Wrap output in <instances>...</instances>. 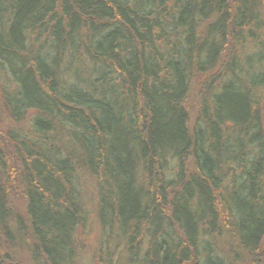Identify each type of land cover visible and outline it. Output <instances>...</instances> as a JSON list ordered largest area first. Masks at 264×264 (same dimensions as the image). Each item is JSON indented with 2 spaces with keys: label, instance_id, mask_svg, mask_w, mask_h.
Listing matches in <instances>:
<instances>
[{
  "label": "trees",
  "instance_id": "1",
  "mask_svg": "<svg viewBox=\"0 0 264 264\" xmlns=\"http://www.w3.org/2000/svg\"><path fill=\"white\" fill-rule=\"evenodd\" d=\"M0 82V264L75 261L82 179L91 264L259 260L264 0H0Z\"/></svg>",
  "mask_w": 264,
  "mask_h": 264
},
{
  "label": "rangeland",
  "instance_id": "2",
  "mask_svg": "<svg viewBox=\"0 0 264 264\" xmlns=\"http://www.w3.org/2000/svg\"><path fill=\"white\" fill-rule=\"evenodd\" d=\"M200 77L195 79L190 87L187 98L185 100V107L187 109L190 121L196 116L197 105H198V83ZM1 83V82H0ZM5 83V82H4ZM2 84V83H1ZM5 86V84H3ZM3 95L0 87V140H3L4 133L9 130L19 127H26L28 119L21 123H14L8 116L3 104ZM261 116L264 128V100L261 103ZM34 111L29 110L27 117L30 116ZM3 171L0 170V177L4 175ZM9 194L11 200H14L12 207L18 213L24 212L25 200L22 194H18L15 190H11ZM81 206L86 219L84 223L78 227L77 231V248L75 261L70 264H91L94 260V253L96 249L97 238L99 236V225L96 217V195H95V184L93 180L82 179L81 183ZM30 242L25 238V242L18 240L14 245H4L7 258L10 264H35L30 254ZM240 264H264V238L260 246L259 260H250L245 256L240 257Z\"/></svg>",
  "mask_w": 264,
  "mask_h": 264
},
{
  "label": "water",
  "instance_id": "3",
  "mask_svg": "<svg viewBox=\"0 0 264 264\" xmlns=\"http://www.w3.org/2000/svg\"><path fill=\"white\" fill-rule=\"evenodd\" d=\"M17 264V263H16Z\"/></svg>",
  "mask_w": 264,
  "mask_h": 264
}]
</instances>
